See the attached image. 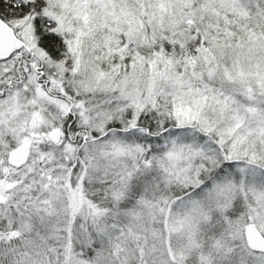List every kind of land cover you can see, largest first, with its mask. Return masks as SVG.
I'll return each mask as SVG.
<instances>
[{"label": "snow or ice", "instance_id": "snow-or-ice-1", "mask_svg": "<svg viewBox=\"0 0 264 264\" xmlns=\"http://www.w3.org/2000/svg\"><path fill=\"white\" fill-rule=\"evenodd\" d=\"M0 264H264V0H0Z\"/></svg>", "mask_w": 264, "mask_h": 264}]
</instances>
